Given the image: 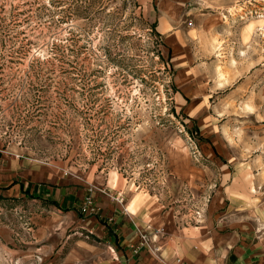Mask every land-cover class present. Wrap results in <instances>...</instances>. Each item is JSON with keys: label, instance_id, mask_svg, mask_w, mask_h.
Returning <instances> with one entry per match:
<instances>
[{"label": "rangeland", "instance_id": "374dc122", "mask_svg": "<svg viewBox=\"0 0 264 264\" xmlns=\"http://www.w3.org/2000/svg\"><path fill=\"white\" fill-rule=\"evenodd\" d=\"M0 141L264 233V0H0ZM48 209L0 198V264H44Z\"/></svg>", "mask_w": 264, "mask_h": 264}, {"label": "crops", "instance_id": "0c3cea01", "mask_svg": "<svg viewBox=\"0 0 264 264\" xmlns=\"http://www.w3.org/2000/svg\"><path fill=\"white\" fill-rule=\"evenodd\" d=\"M0 198L48 205L34 230L45 240L44 264H264V233L231 215L223 198H214L204 219L189 222L131 189L126 195L105 181L22 160L1 141Z\"/></svg>", "mask_w": 264, "mask_h": 264}, {"label": "built area", "instance_id": "2783aa9c", "mask_svg": "<svg viewBox=\"0 0 264 264\" xmlns=\"http://www.w3.org/2000/svg\"><path fill=\"white\" fill-rule=\"evenodd\" d=\"M85 201H86V204L87 205H89V206H93V199H92V197H87L86 199H85ZM197 215H198V217H201V215H200V213H197ZM198 217H196L198 220H201L200 218H198ZM144 238V240L146 241V239H147V237H143ZM155 250V249H154ZM155 251H157V250H155ZM180 264H183V263H180Z\"/></svg>", "mask_w": 264, "mask_h": 264}, {"label": "bare ground", "instance_id": "6f19581e", "mask_svg": "<svg viewBox=\"0 0 264 264\" xmlns=\"http://www.w3.org/2000/svg\"><path fill=\"white\" fill-rule=\"evenodd\" d=\"M163 16V15H162ZM162 21V20H161ZM168 42V41H167ZM171 42V41H170ZM231 198V197H230Z\"/></svg>", "mask_w": 264, "mask_h": 264}]
</instances>
